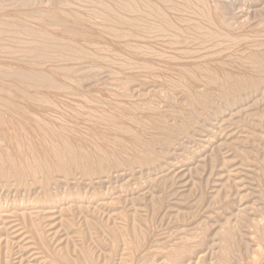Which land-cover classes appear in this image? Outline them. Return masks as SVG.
<instances>
[{
    "label": "rangeland",
    "instance_id": "obj_1",
    "mask_svg": "<svg viewBox=\"0 0 264 264\" xmlns=\"http://www.w3.org/2000/svg\"><path fill=\"white\" fill-rule=\"evenodd\" d=\"M8 1L0 0V18L4 10L8 11ZM34 4L25 7L20 2L9 16L10 23L15 27L22 24L33 26L34 31L42 29L43 33L51 34L45 29L47 26L42 19L51 16V4L48 0H35ZM241 8L248 15L242 20L247 19L248 22H235L239 26L237 29L244 25L243 30L255 20L264 22V0H250L245 9ZM71 37L68 39L85 47L84 40L77 39V36L74 38V35ZM85 56L81 58L86 59ZM54 59L59 60L58 56ZM86 61L76 65L72 63L73 69L69 64L71 72L79 67L82 71L78 69L77 74L84 71L77 92H89L91 95L93 92V96L98 98L103 86V91L109 90L112 94L111 91L117 87L110 83L112 75L100 70L105 69L101 62H87L88 66ZM97 63L102 67L95 69ZM91 64H94L91 67L93 71L89 68ZM243 68L245 71L241 69L238 71L240 74L235 73V82H224L225 94L214 86L217 89H213L215 93L213 90L201 92L193 106L178 95L173 96V102H166L152 82L145 83V88L130 86L128 99L113 98L112 101L119 103L115 102L116 105H127L123 108L128 112L116 114L118 119L121 117L120 123L126 119L122 125L143 123L138 122L140 125L137 127L136 124L129 125L133 130L143 129L138 131V140H134L133 145L129 142L136 150L131 155L112 149L108 143L104 147L97 143L96 147V140H93L97 133L90 131L85 135L94 145L88 143L86 149H90L88 152H93L95 157L91 153L83 156L78 151L75 161L70 162L67 157L63 165L58 164L62 170L55 165L48 173L45 169L42 171L44 163H35V169L39 168L34 169L38 172H34L35 177H19V173H14L15 169L12 172V167L6 165L5 174L0 175V264H264V71L256 70L254 73L247 72V67ZM89 71L94 73V77H100L94 78ZM99 71L103 72L99 74ZM35 72L40 78L48 75L41 68L39 73ZM88 78H91L90 82L86 80ZM55 83L60 84L57 86L65 84L68 88L74 86L61 77ZM247 85L249 90L245 89ZM47 86L50 87L49 83L42 81L39 89L47 90ZM109 94H106V100L112 99L113 95L110 97ZM60 95L57 97L61 101L68 99V96L63 94L66 97L62 95L63 99ZM76 97L79 102L75 101L73 106L77 107L79 103L80 108L88 105L85 99L80 101L79 96ZM58 98L56 100L60 103ZM141 102H146V105ZM106 104L95 107L99 109ZM107 105L101 108L105 110L102 111L104 118L100 116L103 121L109 119ZM149 105L151 108L154 106V113L160 114L156 116L159 120L154 119L156 114L152 112L145 114L150 109ZM95 107L93 109L96 110ZM135 107L146 109L140 113V108L135 110ZM0 112L4 115L2 110ZM143 115L150 119H144ZM106 122L101 121L99 127L96 121L95 124L103 128L108 125ZM97 148L106 149L105 156ZM24 163L28 165L26 161ZM24 163L22 166L20 162L16 163L20 175L27 170Z\"/></svg>",
    "mask_w": 264,
    "mask_h": 264
},
{
    "label": "bare ground",
    "instance_id": "obj_2",
    "mask_svg": "<svg viewBox=\"0 0 264 264\" xmlns=\"http://www.w3.org/2000/svg\"><path fill=\"white\" fill-rule=\"evenodd\" d=\"M9 1L7 5L9 6L7 8L8 11L4 10L0 18V111L2 110V113H4L2 115L0 112V116H3L0 119V175L1 173L5 174L3 173L4 167L6 168L7 165L12 167L10 170L15 169L14 173L15 171L19 173V177H24L25 175L35 177L36 173L34 172L39 169H35L37 167H34L35 163L37 165L44 163L45 168L42 167V171L47 170L48 173L49 170L55 168V165L57 167L60 164L63 165L62 162L67 157L72 162L78 151L80 154L83 153V156L85 154L89 155L91 151L88 152L90 149H86V145L90 144V139L85 134L92 131L97 133H93L95 134L93 141L96 140V143L91 141L95 143L96 147H98L97 143L103 147L109 144L112 149L123 151V154H133L136 150L132 149L130 143L134 144V140L139 137V133L143 129L141 128L142 130L140 131L139 128L138 131L140 132L138 133L135 128L133 130V127H129L132 122H128L129 125H122V121H126V119H122L120 123L121 117L118 119L116 114H120L125 110L128 112L126 108H123L127 105L122 106L124 104H121L119 106L116 105L117 101H112L113 98L117 97L124 98L123 100L128 99L131 94L130 86L138 85L143 87L145 83L150 82L149 84H151L152 82L154 87L157 88L156 91H159L158 94L163 97V100L165 98L166 102L170 103L173 96L178 95L183 100H187L188 105L193 106L196 99L201 96V92L206 93L208 90H215L216 87L219 89L218 91L221 90L224 93L223 91L225 90L226 92V88H223L224 82H235L237 80V77H235L237 74L235 73L241 69L244 70L245 68L243 67L248 68L247 72L264 71V22H255V20L252 21L253 23L250 22L247 25L248 27L245 26L243 30L241 29L244 27V21L247 20H242L247 14L241 7L243 6L245 9V5L247 6L250 0H48L52 7L51 12H49L51 16L42 19L45 20L43 23L47 26L45 29L50 30L51 34L43 33L42 29H39L40 32L36 30L35 32L34 28H31L33 26L22 24L19 27L16 20L15 23L18 27L13 26L10 23L9 16L13 14L17 5L21 2L25 7L32 6L35 0ZM241 21H243V24H241L243 26L237 29L239 26L237 27L235 22L242 23ZM45 24H43L44 27H46ZM51 29L55 32L51 31ZM72 35H74V38L77 36V39L81 38V40H84V45L87 48H83L76 44L75 41L69 40L68 37L70 38ZM84 55H86V59L81 58ZM56 56H58V61L54 59ZM79 57L80 60H78ZM83 59L87 60L86 63L95 64L96 62H101L104 65L105 69H100L102 66L97 63L98 66H95V69L101 66L100 70L112 75V82L109 81L111 84L117 85L114 88L116 90L111 91L112 94H109V90L103 91V86H100L102 91L100 90L98 93L101 98H95L93 92L92 95L89 92L87 94L77 92L76 88L80 86V82L84 78V71L82 75L80 67L76 71L74 69V72H71L69 67L72 65L73 67L71 68L73 69L75 66L72 63L76 65L79 62L81 63V61L85 62ZM93 65L91 64L89 68ZM40 68L45 71V74H48L46 77L40 78L36 74L35 71L38 72ZM78 69L81 70L79 72L81 75L77 74ZM92 71H89L90 74L93 73ZM100 72L103 71H99V74ZM260 75L258 74V76ZM59 77H61V80L63 78L66 81H70V83L72 82L73 88H68L64 83V85L61 84L62 86H57L60 84L55 82L56 79L59 80ZM98 77L100 76L96 78ZM90 79L86 80L89 81ZM42 81L47 82V85L49 83L50 87L47 86L49 87L47 90H44L46 88L43 91L39 89V84L41 85ZM261 82L263 83L262 80ZM214 86L216 87L214 88ZM233 87H230V89L233 90ZM247 87L248 85L245 89ZM21 89L23 90L21 91ZM148 89L150 88L148 87ZM250 91L252 92V90ZM61 93L68 96V99L61 101L62 99L58 98ZM107 93L110 97L113 95L111 100H106ZM80 94H82L81 98ZM62 95L60 96L64 99L65 96L63 95V97ZM76 96H79L78 99L80 101L85 99L88 103L85 107L82 106L84 108L83 111L81 110L82 107H78L79 105L81 106L80 103L77 107L73 106L75 101L79 102L75 99L77 98ZM56 98L59 99L60 103ZM71 98L75 100L73 101ZM56 103L60 105L57 104L56 107ZM102 103L109 104L106 105L110 113H105L108 114L109 119L105 120L108 125L103 128L100 127L102 128L101 131L98 127L101 126L99 124L101 121L105 123L102 116L104 109L101 110L103 106L98 109L95 105H102ZM129 103L131 105V102ZM139 103L137 104L139 105ZM152 103L154 104L153 101ZM142 105H146V102L142 103ZM152 105H149L151 110L149 109L145 114H148V112L156 114L152 111L154 107L151 108ZM136 107L135 110L140 108L136 109ZM142 107L144 108V106ZM141 108L138 110L139 112ZM144 110L141 111L144 112ZM137 112L135 114H138ZM159 115L156 114L155 117ZM100 116L103 118L101 117L102 119H100ZM122 118L125 117L122 116ZM146 118L144 116V119ZM98 119L101 121L99 122ZM144 119L142 121L147 124ZM154 119L159 120V117ZM95 121L96 124L99 122L98 127ZM138 122L132 124H136L135 126L137 127L142 123L140 122L138 125ZM154 123H156L155 120ZM153 128L157 129V127ZM151 132L153 133V131ZM96 150L94 149V151ZM104 150H101V152L103 151V156H105ZM132 157L134 159L133 155ZM104 160H107L106 157ZM25 161L28 165L24 163ZM16 163L27 165V170H23L24 173L21 171L22 175H20V169L16 168L19 167L16 166ZM30 165L34 168L31 169ZM16 175L18 177V174ZM174 250L176 251L177 249Z\"/></svg>",
    "mask_w": 264,
    "mask_h": 264
}]
</instances>
